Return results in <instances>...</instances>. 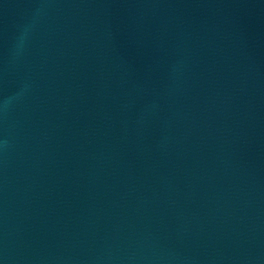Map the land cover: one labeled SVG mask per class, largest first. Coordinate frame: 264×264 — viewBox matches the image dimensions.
<instances>
[{
	"label": "water",
	"instance_id": "95a60500",
	"mask_svg": "<svg viewBox=\"0 0 264 264\" xmlns=\"http://www.w3.org/2000/svg\"><path fill=\"white\" fill-rule=\"evenodd\" d=\"M0 264H264V0H0Z\"/></svg>",
	"mask_w": 264,
	"mask_h": 264
}]
</instances>
